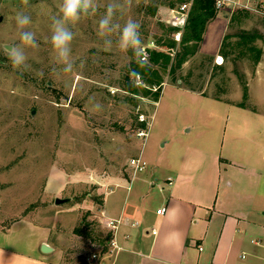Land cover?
<instances>
[{
    "label": "rangeland",
    "instance_id": "rangeland-1",
    "mask_svg": "<svg viewBox=\"0 0 264 264\" xmlns=\"http://www.w3.org/2000/svg\"><path fill=\"white\" fill-rule=\"evenodd\" d=\"M182 1L116 0L123 11L117 10L114 21H138L144 46L151 40L156 45L173 26L171 9ZM110 2L96 0L91 15L69 25L75 34L74 68L63 73L50 42L52 18L60 15L63 0H0V229L21 218L47 226L49 241L60 250L57 264H108L110 242H98L112 233L101 213L111 188L103 179L133 177L130 159L140 153L147 169L136 176L151 178L153 168L164 176L166 169L179 167L192 154L188 146L216 148L232 159L221 166L222 198L254 200L264 208V14L255 6L230 21L233 11H218L216 25L229 34L223 49L235 44L231 58L219 49L208 54L200 44L178 70V79L162 70L154 101L150 94L132 95L123 88L134 53L116 46L117 34L110 37V49L97 34ZM19 11L31 17L28 30L35 33L37 47L20 41ZM245 40L254 49L241 54ZM14 45L24 48L27 68L13 67L7 49ZM216 54L223 56L221 67ZM140 81L137 76L135 84ZM95 102L100 111L92 110ZM138 130L147 134L138 136ZM56 198L67 200L57 204Z\"/></svg>",
    "mask_w": 264,
    "mask_h": 264
},
{
    "label": "crops",
    "instance_id": "crops-1",
    "mask_svg": "<svg viewBox=\"0 0 264 264\" xmlns=\"http://www.w3.org/2000/svg\"><path fill=\"white\" fill-rule=\"evenodd\" d=\"M218 18L209 22L201 42L208 54L219 49L224 35L225 28L216 25ZM188 150L190 157L166 169L164 176L153 168L151 178L134 174L103 179L111 188L104 193L101 213L105 220H121L114 234L118 248L108 264H264V208L254 200L236 202L220 194L221 166L232 159L216 148ZM137 178L140 183H133ZM225 182L232 185L230 178ZM160 207H165L162 214L156 212ZM49 238L45 225L25 218L13 221L0 229V264H57L60 250ZM42 243L52 250L41 251Z\"/></svg>",
    "mask_w": 264,
    "mask_h": 264
},
{
    "label": "trees",
    "instance_id": "trees-1",
    "mask_svg": "<svg viewBox=\"0 0 264 264\" xmlns=\"http://www.w3.org/2000/svg\"><path fill=\"white\" fill-rule=\"evenodd\" d=\"M217 12L214 0H193L179 42L173 36L178 28L176 26H167L164 33L157 37L156 46L147 48L148 56L145 60L148 61L149 67L141 68L139 66V61L144 60L141 59L142 55L140 57L135 56L130 61L123 88L132 95L141 94L147 96L150 94L153 100L157 101L163 84L162 70L167 69L172 80L179 78L176 76L178 70L196 52L203 40L207 24L217 16ZM247 14V9L237 8L232 12L230 21H239L241 17H245ZM227 37H229V34L223 36L219 51L224 53L227 58H231L235 44L232 45L230 50H224L223 44ZM248 42L249 40H245L246 47L239 51L241 54L254 49L253 45L247 44ZM218 66L221 67L220 65ZM137 76L141 78L138 85L135 84ZM140 127L141 129H146L147 124L145 121L141 122ZM75 233L82 235V231L79 229H75ZM111 239L112 233L108 232L105 237L98 239V242L107 244Z\"/></svg>",
    "mask_w": 264,
    "mask_h": 264
},
{
    "label": "clouds",
    "instance_id": "clouds-1",
    "mask_svg": "<svg viewBox=\"0 0 264 264\" xmlns=\"http://www.w3.org/2000/svg\"><path fill=\"white\" fill-rule=\"evenodd\" d=\"M130 2V0H129ZM27 3V0H25ZM96 9V0H63L60 5V15L52 18L51 45L55 54V61L62 65L63 73H70L74 68L72 59L71 44L74 39V32L69 25H75L82 17L91 15ZM117 10L123 11V5L111 0L107 5L105 14L98 22V36L103 38L104 47L111 48L113 41L112 34H117L116 46L123 52L131 50L135 56L140 57L144 52V42L141 38L140 24L138 21L128 18L123 25L114 21ZM16 23L18 26L19 39L25 46L37 47L35 33L28 30L32 23L31 17L23 11L16 13ZM7 55L13 67L27 68V56L21 46H11L7 49ZM141 68L149 67L147 60H140ZM53 71L57 69L53 68ZM102 105L95 102L92 105L93 111H100Z\"/></svg>",
    "mask_w": 264,
    "mask_h": 264
},
{
    "label": "built area",
    "instance_id": "built-area-1",
    "mask_svg": "<svg viewBox=\"0 0 264 264\" xmlns=\"http://www.w3.org/2000/svg\"><path fill=\"white\" fill-rule=\"evenodd\" d=\"M193 0H184L180 3V5L178 6V8L176 9H171V20H172V24L173 26H176L178 28V30L175 32L174 37L176 40H179V36L181 34V30L183 29V27L185 26L187 17H188V13H189V9L190 6L192 4ZM214 4H215V8L217 11H221V10H230L231 12L234 11L237 8H243V9H247V10H256L254 9L255 6L257 7V9L264 14V0H214ZM155 43L153 40L149 41L147 43L146 46H144V52L142 54V59H145L148 56L147 53V48H151V47H155ZM223 56L221 54H216L215 56V63L220 65L223 63ZM147 134L146 131L144 130H138L137 131V135L138 136H145ZM130 165L134 171V173L136 174L137 172L143 171L146 168V161L143 159V157L141 156V153L135 157H132L130 159ZM171 182V178L168 177V183ZM165 211V207H160L156 210L157 213H164ZM121 220L118 219H113V218H109L106 220V226L109 227L112 230V239L110 241V245L111 248H118V245L116 244L115 240H114V234L116 232V229L118 227V225L120 224ZM152 232H155V229H152ZM253 243L255 244H259L260 240L259 239H255V240H251ZM199 249H201V247H199ZM97 254L96 253H92L90 255L91 259L96 258ZM241 257L244 258L246 257V252L243 251L241 253ZM162 264V263H159Z\"/></svg>",
    "mask_w": 264,
    "mask_h": 264
},
{
    "label": "water",
    "instance_id": "water-1",
    "mask_svg": "<svg viewBox=\"0 0 264 264\" xmlns=\"http://www.w3.org/2000/svg\"><path fill=\"white\" fill-rule=\"evenodd\" d=\"M67 199L66 198H56L55 199V203L59 204V203H62L64 201H66ZM41 251L43 252H50L52 250V247L49 246L48 244L46 243H42L41 244V247H40Z\"/></svg>",
    "mask_w": 264,
    "mask_h": 264
}]
</instances>
